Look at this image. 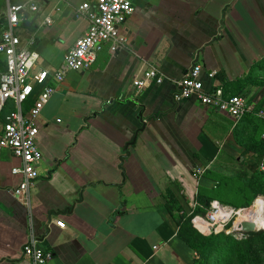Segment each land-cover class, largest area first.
<instances>
[{"label": "crops", "instance_id": "crops-1", "mask_svg": "<svg viewBox=\"0 0 264 264\" xmlns=\"http://www.w3.org/2000/svg\"><path fill=\"white\" fill-rule=\"evenodd\" d=\"M85 1L95 0H42L25 19L38 15L34 23L17 29L21 45L38 54L34 71L62 65L87 28L75 14ZM133 7L119 28L125 48L112 54L103 46L89 69L52 83L36 119L42 159L29 205L13 196L19 161L0 150V264H31L22 254L31 237L51 252L48 264H193L165 207L167 189L189 214L199 187L217 188L218 201L231 205L237 183L228 177L264 169L262 157L244 150L264 139L253 115L264 108V0H134ZM46 14L52 23L42 27ZM193 65L206 91L245 98L247 116L234 125L194 98L175 102V82ZM149 68L164 82L137 91L133 82Z\"/></svg>", "mask_w": 264, "mask_h": 264}, {"label": "built area", "instance_id": "built-area-1", "mask_svg": "<svg viewBox=\"0 0 264 264\" xmlns=\"http://www.w3.org/2000/svg\"><path fill=\"white\" fill-rule=\"evenodd\" d=\"M4 1L5 26L0 30V56L3 58L5 71L0 74V119L7 102H13L14 110L4 118L0 132V150H9L19 161V165L11 170L13 175L21 178L13 196L29 205L30 191L36 186L39 178L37 166L42 159L37 145L36 119L55 91L52 83L60 84L69 72L89 69L103 46H107L112 54L125 48L127 38L119 28L133 14L134 0H95L79 4L75 14L78 18L86 20L87 28L66 52L62 65L53 71H34L38 54L27 46H22L17 33V29L25 22L20 13L38 14L42 0ZM51 23V15L46 14L42 18L41 26H50ZM200 75L201 66L193 65L175 82V102L194 98L201 105L229 116L234 125L247 116L250 109L245 98L225 96L219 88L211 92L206 91ZM164 80V76L155 68H149L142 77L133 82V86L140 91L153 83L160 85ZM29 100L32 103L26 111L24 104ZM255 116L264 121V108L258 109ZM248 210L233 209L213 201L206 209L205 215L193 216L191 224L203 236L217 234L225 232L230 223L233 229L236 222L244 220ZM56 224L62 227V222ZM22 254L31 264H48L52 259L51 252L43 250L33 237L23 246Z\"/></svg>", "mask_w": 264, "mask_h": 264}, {"label": "trees", "instance_id": "trees-1", "mask_svg": "<svg viewBox=\"0 0 264 264\" xmlns=\"http://www.w3.org/2000/svg\"><path fill=\"white\" fill-rule=\"evenodd\" d=\"M1 25L5 26L4 13L0 15V27ZM13 110V102H7L2 112V120L4 121V118ZM255 113L253 112L254 116ZM260 121L264 124L263 120ZM244 150L256 153L264 159V139L251 140L245 145ZM228 179L237 183L233 204L228 205L223 201H218L217 188L209 194L199 187L196 196L198 206L193 208L189 214L182 211L172 192L167 189L164 196L165 207L178 227L177 237L194 252L193 264H264V230L242 234L228 230L232 226L230 223L225 232L203 236L191 224L193 216L205 215L206 209L215 200L221 205L240 209L250 208L258 196H264V169L258 168L251 174L233 173ZM212 193L214 196L211 195ZM249 216L250 213L244 219L248 220Z\"/></svg>", "mask_w": 264, "mask_h": 264}, {"label": "water", "instance_id": "water-1", "mask_svg": "<svg viewBox=\"0 0 264 264\" xmlns=\"http://www.w3.org/2000/svg\"><path fill=\"white\" fill-rule=\"evenodd\" d=\"M20 15H22L24 17V19H28L29 14L27 12H21ZM38 18V15H35L33 20L30 22H24L23 26L25 28H29L34 21ZM136 137L134 138L133 142L131 144H134ZM128 144V145H131ZM259 230H264V227H258L254 222L251 221H247V220H241L240 222H236L235 226L233 229H231L230 231H238L242 234H246V233H250V232H255V231H259Z\"/></svg>", "mask_w": 264, "mask_h": 264}, {"label": "bare ground", "instance_id": "bare-ground-1", "mask_svg": "<svg viewBox=\"0 0 264 264\" xmlns=\"http://www.w3.org/2000/svg\"><path fill=\"white\" fill-rule=\"evenodd\" d=\"M249 212L251 213L249 221L254 222L258 227H264V199L258 198Z\"/></svg>", "mask_w": 264, "mask_h": 264}, {"label": "rangeland", "instance_id": "rangeland-1", "mask_svg": "<svg viewBox=\"0 0 264 264\" xmlns=\"http://www.w3.org/2000/svg\"><path fill=\"white\" fill-rule=\"evenodd\" d=\"M4 10H5V7H4V4H2L1 3V0H0V15L2 14V13H4ZM254 204V203H253ZM253 207V205L250 207V208H243V209H251ZM249 210L247 211V214H246V216H248V214L250 213L249 212ZM250 215H251V213H250ZM245 218V217H244ZM246 220V219H245ZM247 221H249V219L247 220ZM232 227H233V225H232ZM231 227V228H232ZM231 228L230 229H228V230H231Z\"/></svg>", "mask_w": 264, "mask_h": 264}]
</instances>
